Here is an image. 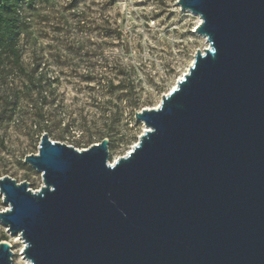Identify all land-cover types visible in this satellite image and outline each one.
<instances>
[{"label": "water", "instance_id": "water-1", "mask_svg": "<svg viewBox=\"0 0 264 264\" xmlns=\"http://www.w3.org/2000/svg\"><path fill=\"white\" fill-rule=\"evenodd\" d=\"M208 47L134 112L138 141L109 161L39 137L23 163L42 185L0 177V222L30 264H264V0H176ZM0 239V264L13 263Z\"/></svg>", "mask_w": 264, "mask_h": 264}, {"label": "rangeland", "instance_id": "rangeland-1", "mask_svg": "<svg viewBox=\"0 0 264 264\" xmlns=\"http://www.w3.org/2000/svg\"><path fill=\"white\" fill-rule=\"evenodd\" d=\"M22 6L24 70L7 58L0 66V177L27 181L33 190L42 185L41 172L23 159L37 152L42 132L78 149L107 138L112 163L142 133L134 112L155 107L195 52L208 47L194 30L199 16L176 0H23ZM3 234L13 244V263L26 264L24 244L0 222Z\"/></svg>", "mask_w": 264, "mask_h": 264}, {"label": "trees", "instance_id": "trees-1", "mask_svg": "<svg viewBox=\"0 0 264 264\" xmlns=\"http://www.w3.org/2000/svg\"><path fill=\"white\" fill-rule=\"evenodd\" d=\"M22 1L0 0V66L3 64V60L7 58L10 60L12 66L19 70H24L21 59L22 50L19 48L20 34L22 32ZM28 80L32 83L34 82L31 78H28ZM117 87L123 88L118 85ZM2 105L4 104L2 103ZM135 105L136 102H133L131 107L135 108ZM76 143L80 145L79 142ZM1 236L0 239H6L5 234Z\"/></svg>", "mask_w": 264, "mask_h": 264}, {"label": "bare ground", "instance_id": "bare-ground-1", "mask_svg": "<svg viewBox=\"0 0 264 264\" xmlns=\"http://www.w3.org/2000/svg\"><path fill=\"white\" fill-rule=\"evenodd\" d=\"M199 21H200V18L198 19V23H199ZM198 23H197V25H198ZM197 25H196V26H197ZM196 26H195V27H196ZM194 30H195V29H194ZM195 31H196V30H195ZM196 33H197V32H196ZM197 34H198V33H197ZM200 35H201V34H200ZM202 36H203V35H202ZM203 37H204V36H203ZM204 38H205V37H204ZM181 77H182V76H181ZM181 77H180V78H181ZM180 78H179V79H180ZM174 86H175V84H174L172 87H174ZM156 106H157V105H156ZM156 106H155L154 108H156ZM143 125H144V124H143ZM143 129H146V126H145V125H144V128H143ZM15 240H16V241H20V242L23 244V242H22V240H21V238H20L19 236H15ZM20 253H21V258L25 261V263H26V264H30L29 260L23 257L22 251H21Z\"/></svg>", "mask_w": 264, "mask_h": 264}, {"label": "built area", "instance_id": "built-area-1", "mask_svg": "<svg viewBox=\"0 0 264 264\" xmlns=\"http://www.w3.org/2000/svg\"><path fill=\"white\" fill-rule=\"evenodd\" d=\"M6 229V228H5ZM7 230V229H6ZM7 241V240H6ZM10 245H11V249H12V247H13V244H11L9 241H7Z\"/></svg>", "mask_w": 264, "mask_h": 264}]
</instances>
